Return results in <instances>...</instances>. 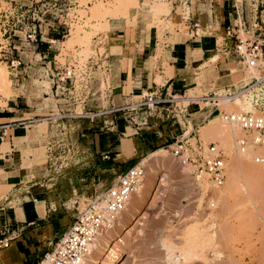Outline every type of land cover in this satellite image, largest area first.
Returning <instances> with one entry per match:
<instances>
[{"label":"crops","instance_id":"1","mask_svg":"<svg viewBox=\"0 0 264 264\" xmlns=\"http://www.w3.org/2000/svg\"><path fill=\"white\" fill-rule=\"evenodd\" d=\"M77 1L0 0V18L6 14L27 18L21 31L9 38L0 37L3 44L15 49V58L20 61L13 71L6 67L10 70L9 93H0V240H9L8 247L0 249V264L40 261L68 225L60 212L49 209L46 164L42 153L37 152L48 131L44 121L48 123L55 113H77L81 103L83 113H88L124 105L150 93L165 99L170 95L187 96L197 88V77L207 72L212 75L206 85L210 91L213 85L223 88L238 81L231 67L236 58H228L215 35L198 34L201 30L215 33L236 27L235 22L242 18L237 4L232 0H137V7L129 10V18L108 19L107 36L103 32L92 36L93 42L107 41L105 63L92 66L93 74H102V81L92 75L77 90L75 79L62 76L75 64L69 58L63 65L56 61L71 31L58 16L76 9ZM32 12L36 33L35 40L29 41L26 33L32 24ZM154 13L160 22L174 27L173 33L164 31L159 36ZM245 20L248 23L246 17ZM180 26L191 32L180 33ZM96 58H100L98 54ZM101 82L105 85L103 90ZM161 107L166 108L167 104ZM195 108L189 114L192 127H198L210 115ZM164 115L157 125L141 127L139 131L122 121L103 131L96 129L99 124L84 120L86 133L82 136L92 141L95 154L109 155V167L119 165L118 169H124L139 156L136 139L141 137L144 147L152 149L180 136L184 128L170 123L169 116Z\"/></svg>","mask_w":264,"mask_h":264},{"label":"rangeland","instance_id":"2","mask_svg":"<svg viewBox=\"0 0 264 264\" xmlns=\"http://www.w3.org/2000/svg\"><path fill=\"white\" fill-rule=\"evenodd\" d=\"M128 1L137 7V0H78L76 9L67 15L58 16L67 22L71 31L56 61L63 65L65 58H69L75 64L73 69L77 90L92 75L102 81V74H93L92 66L105 63L107 41L93 42L91 39L97 32L107 36L109 18H129L131 5L126 4ZM232 2L238 5L240 14L242 11V18L235 22L237 26H242L239 31L238 27L231 26L228 35L226 30L215 33L201 30L198 34L216 36L218 46H223L219 48L228 52V58H236V62L231 64L232 70L236 71L238 80L243 77L245 82L252 75L238 62L232 50L235 43L232 37L238 34L242 39L248 38L252 34L251 25L264 21V0ZM245 17L248 23H245ZM152 18L159 26V36L164 31L173 33L174 27L167 26L163 20L160 22L157 13ZM179 29L180 33L191 32L184 26ZM0 66L8 79L9 69L4 63ZM9 77L13 78L11 74ZM211 78L209 72L199 75L197 88L189 91L187 96L200 97L209 92L206 85ZM104 86L101 82V90ZM201 86L206 87L200 89ZM211 88L219 92L223 89L215 85ZM180 105L178 103L177 106ZM199 105L200 110L191 108L211 112L210 105L201 102ZM82 106V103L79 104L77 113H83ZM229 106L240 112L254 111L246 99L237 100ZM191 108L185 116H176L178 121L175 118L170 123H176V126L180 124L184 128L182 133L188 132L185 136H189L193 143L201 142L206 146L214 142L222 149L226 157V179L223 186L218 188L206 180L198 182H206L209 188L205 190L198 186L199 183L193 179L192 168L181 165L170 155L173 142L146 149L141 137L136 139L135 148L139 153L137 159L145 166L144 179L140 183L143 191L129 212L118 216V225L112 227L113 222L110 232L106 229L105 250L94 256L100 264H264V167L254 164L252 157H239L242 154L234 150L238 138L246 137L249 140L250 136L244 132L235 133V129L237 132L242 130L215 113L210 114L198 127H192L189 121ZM161 115L164 113L156 117L158 119L147 118V122L141 119V123L146 122L143 127L157 125L162 119ZM215 116L217 120L210 123ZM153 120H156L155 124L151 123ZM43 123L48 131L37 152L42 153L41 159L46 164L45 184L49 192V209L52 213L60 212V217H65L69 225L86 208L88 201L99 198L108 184L125 168L118 169L116 166L119 165L111 168L108 166L110 159H103V156L94 153L92 141L82 136L86 133L85 122L82 120H59L55 113L48 123ZM96 129L108 130L101 124ZM158 150L164 151L156 153Z\"/></svg>","mask_w":264,"mask_h":264},{"label":"built area","instance_id":"3","mask_svg":"<svg viewBox=\"0 0 264 264\" xmlns=\"http://www.w3.org/2000/svg\"><path fill=\"white\" fill-rule=\"evenodd\" d=\"M235 11L238 15L237 8ZM34 17L32 12V24L26 33V39L29 41L35 40ZM26 19L22 14L13 17L9 14L3 15L0 18L1 36L9 38L16 31H21ZM236 27L237 31L242 28L241 24ZM251 28L252 34L248 38L242 39L238 34L232 37L235 40L232 50L244 70L256 71L258 77L252 76L245 82L242 77L236 84L223 87L221 92L214 89L200 97L170 95L165 99L150 93L141 95L140 99L127 104L111 106L100 111L61 114L58 115L59 120H88L91 123L98 121L96 123L106 129L113 128L117 122L122 121L137 131L147 122V118H156L163 113L178 121L176 116H185L191 106L200 110L201 102L210 105V114L215 113L227 123L236 124L251 136L249 140L246 137L238 138L234 150L236 153H243L250 147L253 163L264 167V21L252 24ZM226 33L228 35L229 30ZM14 53L15 49L10 44L0 43V62L12 71L20 66V61L15 58ZM73 70L65 71L64 78L72 77L76 80ZM240 83L243 84L237 87ZM236 98L248 100L254 111L240 112L227 108ZM178 103L181 105L177 106ZM163 104H167V107L162 108ZM141 119L146 122L141 123ZM155 121L151 123L155 124ZM184 135L185 132L174 138L170 145V155L181 165L192 168L195 182L206 180L218 188L222 187L226 179V157L222 149L214 142H209L206 146L201 142L193 143L189 136ZM103 159H109V156L103 155ZM144 175L145 166L140 159H135L108 184L99 198L88 201L86 208L73 218L66 230L56 239V243L49 245L42 259L34 264H83L95 238L107 227L110 220L124 211ZM8 245L7 238L0 240V249L7 248Z\"/></svg>","mask_w":264,"mask_h":264},{"label":"bare ground","instance_id":"4","mask_svg":"<svg viewBox=\"0 0 264 264\" xmlns=\"http://www.w3.org/2000/svg\"><path fill=\"white\" fill-rule=\"evenodd\" d=\"M123 2V1H122ZM126 4H129V5H131V8H135V5H133V4H131V2H126ZM203 32H204V30H202ZM205 34H206V32H205ZM208 34H209V32H208ZM212 34V33H211ZM242 35H243V33H242ZM248 73L250 74V75H252V76H254V77H258L259 76V74L256 72V71H249L248 70ZM7 79H6V74H5V71L3 70V68L0 66V92H2L3 93V96H8L7 94L9 93V91H8V89H7ZM237 100H241L240 98H236L234 101H232V102H230L229 104H231V103H233V102H235V101H237ZM229 104L227 105V108H230V106H229ZM245 108H248V106H245ZM245 110V109H244ZM214 120H217V116H215L211 121H210V123H213V122H215ZM230 124V123H229ZM208 125H209V123H208ZM231 125H235L236 126V128L238 127L236 124H231ZM231 128V127H230ZM233 129V128H232ZM239 130H241L240 128H238ZM217 130V129H216ZM234 130V129H233ZM232 130V131H233ZM215 131V130H214ZM224 131V130H223ZM235 131V133H239V132H244V131H236V129L234 130ZM234 131H233V133H234ZM186 133H188V132H185V134ZM215 133V132H214ZM240 134V133H239ZM244 134L246 135V136H250V135H248L246 132H244ZM236 135V134H235ZM185 136V135H184ZM250 138H251V136H250ZM249 138V139H250ZM164 150H158L156 153H158V152H163ZM155 154V153H154ZM242 154V156L240 155H238L239 157H244V158H247V159H250L251 157H252V153H251V150H250V147H249V149L247 150V151H245V152H243V153H241ZM243 158V159H244ZM143 164V163H142ZM199 183V182H198ZM198 186H200L202 189H207V188H209L210 186H209V184H207L206 182H201V183H199V185ZM142 191H143V185H141V184H139L138 185V187L136 188V191H135V193L130 197V200H129V202L127 203V205H126V208L124 209V213H127V212H129V210H130V208L131 207H133L136 203H137V201L140 199V196H141V194H142ZM123 212L122 213H120V214H123ZM119 214V215H120ZM119 215H117L114 219H112V220H110V223L107 225V227L102 231V232H100L99 234H98V236L95 238V240H94V242L91 244V246H90V249H89V254H88V256H87V258L85 259V261H84V263L83 264H100V261H98L97 259L95 260V258H94V256L98 253V252H103L104 250H105V245H107V242H106V240H105V233L107 232V230L106 229H108V231L109 230H111L112 229V227L113 226H115V225H118V222H119ZM121 216V215H120ZM118 217V219L116 220V218ZM115 220H116V222H115ZM114 222V223H113ZM113 223V225H112V227H110L111 226V224ZM110 227V228H109ZM106 230V231H105ZM104 232V234H102ZM110 232V231H109ZM106 235H107V233H106ZM109 235V234H108ZM109 239V238H108ZM107 239V240H108ZM121 240V239H120ZM122 241V240H121ZM120 241V242H121ZM119 242V241H118ZM108 250V249H107ZM102 263V262H101ZM104 263V262H103ZM102 263V264H103Z\"/></svg>","mask_w":264,"mask_h":264}]
</instances>
